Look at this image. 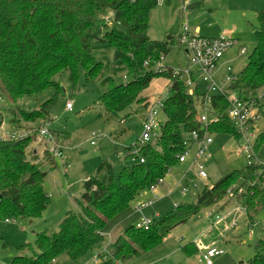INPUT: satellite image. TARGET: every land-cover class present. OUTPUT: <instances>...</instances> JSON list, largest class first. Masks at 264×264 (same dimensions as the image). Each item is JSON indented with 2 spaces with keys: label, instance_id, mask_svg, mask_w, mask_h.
Segmentation results:
<instances>
[{
  "label": "trees",
  "instance_id": "obj_1",
  "mask_svg": "<svg viewBox=\"0 0 264 264\" xmlns=\"http://www.w3.org/2000/svg\"><path fill=\"white\" fill-rule=\"evenodd\" d=\"M159 0H0V94L11 102L60 88L55 76L70 69L74 86L78 69L86 81L102 79L107 89L100 93L106 113H118L141 97L155 76L171 79L169 94L163 101L165 122L160 135L145 144L130 168L115 175L113 166L104 161L95 176L87 177L78 212L68 211L56 231L37 234L35 245H26L29 253L16 256L11 264H55L62 254L77 261L97 250L96 264H115L131 259L157 246L161 237L187 222L202 208L224 201L232 187L234 199L247 208L264 205V190L251 186L257 170L246 166L206 188L195 203H181L175 210L153 221L148 229L130 226L112 243V253H102L103 231L111 219L128 210L136 198L155 186L178 162L186 135L198 129L199 108L203 104L202 87L190 94L182 79L168 71L155 69L157 62L170 52L172 36L154 40L148 36L149 14ZM110 14L106 18L107 14ZM256 45L246 67L238 74L231 89L244 99L264 90V7L258 13ZM122 75L124 81H118ZM60 90V89H59ZM48 99L39 108L23 111L27 121H50ZM218 120L210 123L213 132L238 137L227 114L224 95L212 97ZM4 120L0 112V126ZM264 135V133H262ZM264 138V136H263ZM35 136H0V219L39 218L48 208L50 197L43 181L38 155L31 149ZM264 173L259 175L263 179ZM253 219L252 217H250ZM191 246V247H190ZM186 254L196 244L183 247ZM251 264H264V238L255 246Z\"/></svg>",
  "mask_w": 264,
  "mask_h": 264
},
{
  "label": "rangeland",
  "instance_id": "obj_2",
  "mask_svg": "<svg viewBox=\"0 0 264 264\" xmlns=\"http://www.w3.org/2000/svg\"><path fill=\"white\" fill-rule=\"evenodd\" d=\"M191 4L183 10L181 0H161L150 11L148 36L154 40L172 36V47L162 64L173 69L187 65L188 57L178 42L186 24L192 33L200 36L232 38V46L217 64L215 79L220 81L229 66L239 74L256 45L258 13L264 7V0H193ZM109 16L108 13L106 18ZM242 49H245L244 53H241ZM123 74L117 77L118 81L125 80ZM55 80L60 88L49 87L16 103L11 102L7 94H0V112L4 117L1 137L11 138L20 132L44 128L54 140L47 141V136H43L44 140L35 137L30 146V150H37L40 168L46 172L43 187L50 197L49 206L39 218L0 219V264H11L14 257L28 254L26 245H35L37 234L58 230L68 211L78 212L85 180L98 173L102 162L110 163L117 176L123 167L132 166L134 161L126 158V151L139 141L147 112L158 100L168 96L171 85V79L155 76L141 94L148 101L147 107L144 102H135L124 111L106 113L100 93L107 86H103L101 78L86 81L83 71L78 69V82L74 86L70 69H66L56 75ZM48 99H51L48 102L50 121L25 120L23 111L39 108ZM68 101L72 103V110L66 109ZM165 119L159 109L158 120L164 123ZM211 136L210 157L205 162L208 178L195 177L197 186L182 191L190 160L174 164L154 190L145 191L128 210L111 219L103 231L105 241L100 252L112 253V243L126 228L144 218L158 221L175 210L177 204L195 203L204 189L211 188L230 173L246 168L247 154L241 151L247 144L245 139L224 132H212ZM186 138L190 136L187 134ZM148 201L152 203L141 210L136 209L138 202ZM243 206L234 197L227 196L224 201L202 208L187 222L164 234L157 246L115 264H205L200 261L203 246L199 247V243L198 249L190 254L182 248L186 244L195 245L198 240L204 241L206 247L217 246L225 251L213 259V264H251L256 243L264 238V205L261 208L257 205L258 208L253 207L247 212L248 217L253 218L250 222L242 211ZM215 215L224 220L217 224ZM234 219H237V225L231 226ZM96 251L77 261L62 254L55 264H96Z\"/></svg>",
  "mask_w": 264,
  "mask_h": 264
},
{
  "label": "built area",
  "instance_id": "obj_3",
  "mask_svg": "<svg viewBox=\"0 0 264 264\" xmlns=\"http://www.w3.org/2000/svg\"><path fill=\"white\" fill-rule=\"evenodd\" d=\"M193 0H181L182 9L187 10ZM158 2H161L159 0ZM179 45L182 47L188 57L187 65L181 69L171 68L173 76H177L188 87L190 94L195 93V87H202L203 104L199 108L198 121L200 126L198 129L192 130L183 142L184 148L178 153L177 158L179 163H185L190 160V166L185 173L184 183L181 185L182 191H187L190 186L196 187L194 181L195 177L208 178L205 162L210 157L209 149L213 143V138L210 129V123L216 122L218 116L212 106V97L215 95H224L228 101L227 114L230 118L233 127L236 130L238 137L247 141V144L241 148V151L247 154V166L257 170V176L248 180L251 186H256L264 190V175L263 179H259V175L264 173V90L249 99H244L239 96L236 90L231 89L232 84L238 79V74L233 72L232 67H228L226 73L222 76L220 81H216L217 64L224 56L225 52L232 46L233 39L221 35L217 37H204L192 33L185 24L180 32ZM245 49L241 50L244 53ZM164 57L162 56L157 62L155 69L159 72L168 71V66L163 65ZM1 101V95H0ZM164 99L158 100L153 107L147 112L143 122V132L141 138L134 145L127 149V154L131 157H139L140 162L144 159L140 155L141 148L155 140L161 132L162 123L158 120L159 109L163 107ZM66 109L72 110V103L70 101L66 104ZM123 121V120H122ZM260 127V128H259ZM33 135L38 139H43L47 136V141H54L53 136L44 128L30 130L28 132H20L18 136L13 138H21L23 136ZM7 138V137H5ZM46 141V140H45ZM94 144V141L91 142ZM192 151H194L192 153ZM163 178L157 182L160 183ZM186 183V185H185ZM153 186L150 190H154ZM232 187L229 190V196L235 197V189ZM152 202H138L136 209L141 210ZM176 206V205H175ZM241 209L237 210L240 212ZM251 208L243 206L242 211L247 216L248 222L252 219L248 217ZM209 215L213 217L211 212ZM215 222L218 224L223 220L215 215ZM154 220L151 218H144L141 222L136 223V228L148 229ZM214 222V224H216ZM237 225V219L231 222V226ZM200 261L205 264H213V259L224 254V250L217 246H205L202 249ZM99 258L95 255V262Z\"/></svg>",
  "mask_w": 264,
  "mask_h": 264
},
{
  "label": "crops",
  "instance_id": "obj_4",
  "mask_svg": "<svg viewBox=\"0 0 264 264\" xmlns=\"http://www.w3.org/2000/svg\"><path fill=\"white\" fill-rule=\"evenodd\" d=\"M191 5H192V4H191ZM190 7H191V6H190ZM142 196H143V195H142ZM142 196H141V197H142ZM141 197H140V198H141ZM216 225H217V224H216ZM211 228H212V227H210V229H211ZM208 230H209V229H208ZM198 243L200 244V246H199ZM197 244H198V245H197ZM205 244H206V243H205L204 241L198 240L197 243H196V246H199V247L203 246V247H205V246H204ZM203 247H202V248H203ZM202 248H201V249H202ZM197 249H198V248H197Z\"/></svg>",
  "mask_w": 264,
  "mask_h": 264
}]
</instances>
